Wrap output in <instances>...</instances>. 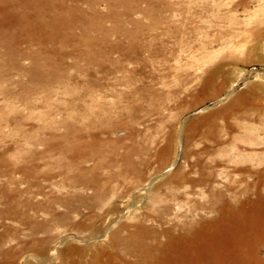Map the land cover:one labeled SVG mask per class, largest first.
I'll return each mask as SVG.
<instances>
[{
	"label": "bare ground",
	"instance_id": "obj_1",
	"mask_svg": "<svg viewBox=\"0 0 264 264\" xmlns=\"http://www.w3.org/2000/svg\"><path fill=\"white\" fill-rule=\"evenodd\" d=\"M233 1H106L109 11L106 16L110 20L118 21L120 15H127L128 23L144 38L134 37L131 47L135 44H141L145 49L155 44L156 47L148 58H141L137 73L128 71L125 84L130 89L114 93L113 101L106 102V112L101 110L93 114L87 110L82 123L86 127H78V121L68 119L61 121L67 125L65 133H50L49 139L40 138L43 142L58 140L46 147L54 149L61 158L49 162L54 164L53 168H58V173L48 170L42 173L37 161H27V165L22 166L30 186H35L37 193L45 194L44 200L26 203V210L36 211L33 214L14 205L0 208L3 216L19 223L0 230V264H20L22 254L27 251L36 252L30 255L43 263L48 261V264H207L209 256L219 255L221 244L214 241H219L223 235L228 234L232 239L253 224L248 231L261 237L258 232L264 231L261 227L264 225V170L258 176L259 181H247L258 172L254 166L245 163L257 160L262 164L264 149L257 151L248 147L246 150L242 144L264 146V117H249L252 121L258 119L230 127L229 130L237 132L230 133L228 140L222 138L215 125H207L202 136L210 139L209 144L198 147L194 127H198L199 118H191L184 125H179V119L187 106L197 105L200 101L192 83L203 80L201 88L212 84L219 77V69L207 67L205 71L201 68L199 73L170 64L172 66L167 68L169 73L173 72L172 84L161 90L143 78L135 77L139 72L144 76H156L155 71L146 70L148 64H156L155 57L177 60L174 51L165 55L166 46L190 51V43L208 25H220L230 14L235 15L239 5L247 9V0L235 4ZM96 4L92 0L81 3L77 0H0V65L17 68L18 60L23 58L31 62L29 69L24 68L29 79L44 82L54 75L64 76L58 65L65 64L68 52L48 45L60 43L63 47H79L85 42L91 47L102 43L104 38L100 39V33L92 30L96 35L90 36L87 32V25L94 26L96 19L102 18ZM131 12L144 17L133 20L129 15ZM158 26L165 29L162 35H148L147 32L153 29L148 28ZM78 27H83L82 31L76 32ZM207 40L209 45L212 44V38ZM206 42L199 47L206 46ZM22 43L29 47L24 48ZM33 45L37 48H31ZM99 52H90L87 60L99 63ZM199 60V63L205 62L203 55ZM205 73L207 75L203 76ZM123 97L130 102L123 104ZM142 102L150 109L152 117L147 116L139 127L132 117L140 114ZM177 148L182 158L186 162L190 159L192 165L183 164L170 176L156 177L176 157ZM91 158L94 162L90 164ZM222 163L231 166L228 172L215 169ZM206 167L215 169V173L211 174ZM33 169H36L34 173ZM231 172L239 175L242 182H237ZM222 174L226 175V180H222ZM38 178L47 182L40 183ZM147 182L148 193L138 197V200H146L143 206L128 212L112 229H105L108 213L120 211V204L114 202V198H129L136 187ZM236 184L244 186L239 188ZM46 185L57 187L61 192H46ZM218 187L227 188V191H219ZM210 188L211 195L208 194ZM193 191H198L196 193L203 200L186 197ZM136 199L137 196H133L129 201L134 203ZM38 212H45V216ZM258 225L260 228H256ZM105 230L109 241L119 245V251L109 256V262H106V243L94 242L97 241L94 237L106 236ZM68 231L81 232L89 238L76 235L66 238L64 247L51 256L48 244ZM74 237L81 239L80 243L72 242ZM28 256H23V264H30Z\"/></svg>",
	"mask_w": 264,
	"mask_h": 264
},
{
	"label": "rangeland",
	"instance_id": "obj_2",
	"mask_svg": "<svg viewBox=\"0 0 264 264\" xmlns=\"http://www.w3.org/2000/svg\"><path fill=\"white\" fill-rule=\"evenodd\" d=\"M77 1L81 3L84 0ZM92 1L97 2L96 7L102 18H97L94 26L87 25V32L91 36V34L96 35L94 32L97 31L100 33V39L103 36L104 41L102 43L99 42L98 46H91L92 48L86 45L85 42L79 47H63L60 43L58 45H48L49 48L57 46L54 49L60 50L62 48V51L68 52L64 59L65 64H57L58 69L64 73V76L62 74L54 77V75L51 77L53 79L50 78L44 82L34 78L29 79L28 71L24 68L27 67L29 69L31 62L23 58L18 60L19 67L17 68L9 67L5 64L0 65V208H5L6 205H14L22 208L28 214L36 212L32 209L26 210V203L28 201H42L45 194L37 193L38 189L33 185L30 186L28 177L22 171V166H26L27 161H37L40 162L38 169L42 173L44 170L58 173V168H53L54 164H49V162L61 160L54 149L46 148L48 144L58 143V140L43 142L40 138L49 139L50 133H55L56 135L65 133L67 125H63L62 122L64 120L68 121V119L69 121H78V127H86L82 123H84L83 116L87 110L93 114L101 110L106 112V102L113 101L115 98L114 93L117 94L119 91L130 89L125 84L129 76L128 73H137L136 70L141 66L139 64L141 58H148L151 50L156 47V44L151 45L147 49L141 44H135L131 47V40L134 37L139 39L141 35L134 31L133 25L128 23V16L122 14L118 21L110 20V17L106 16L109 14L107 0ZM227 1L231 2L232 0ZM239 2L240 0L233 1L234 4ZM167 13L169 15L170 12ZM205 14L203 13V15ZM129 15L136 21L142 20L141 18L144 17L137 12H131ZM206 24L209 23L207 22ZM82 29L83 27H78L75 31L80 32ZM149 29L152 30L147 32L148 35L150 33L162 35L165 32L162 26L151 27L147 30ZM92 30L95 31L92 32ZM134 32L136 34H133ZM206 38H212V44L209 45V41ZM141 39L144 38L142 37ZM205 42L206 46L199 47ZM190 45V51H182L179 48L173 49L169 45L166 46L165 55H171L172 51H174L175 55L178 56L177 60H167L163 56L155 57L154 61L156 64H148L146 70L155 71L157 75L154 77L149 74L144 76L139 72L135 77L137 79L143 78V81L161 90L167 88L168 84H172L173 72L169 73L167 68L168 65L172 66L170 64L199 73L203 68L206 71L207 67L219 69V77L215 81L213 80L212 84L201 88L203 80L197 84L192 83L195 86L193 91L198 90L200 101L197 105L187 106V109L183 111L179 119V125H184L191 118H199L198 127H194L197 133L195 142L199 145L198 147L209 144L210 139L202 136L204 135L203 130L207 125H215L219 129L222 138L228 140L231 134L237 132L236 130H229L230 127H237L240 123L250 124L258 119L255 118L252 121L249 117H264V0H247V9H242V6L239 5L235 15L230 14L220 25H208L203 32L197 34ZM22 46L24 48L29 47L25 43H22ZM32 47L37 48L36 45ZM148 50L149 52H147ZM96 51H100L97 53L98 55L100 54V62H89L87 60L89 53H96ZM202 55L205 62L199 63ZM57 63H59V59ZM206 75L207 73L203 76ZM138 84L136 87L139 86ZM218 87L221 90H216ZM121 102L126 104L130 102V99L123 97ZM147 116L151 118L152 112L142 102L140 114L132 117V119L141 127ZM202 117H204V120ZM260 121L263 120L260 119ZM24 134H28V136L31 134L33 137L29 138ZM242 147L246 150L248 147L257 151L264 149L263 145L249 146L242 144ZM49 150L52 151L50 152ZM184 159L179 150L176 157L168 162L156 177H161L162 175L170 176L174 171L180 169L183 164L192 165L190 159L187 162ZM89 161L90 164L94 162L92 158ZM245 164L254 166L258 172L253 176H249L247 181H259L258 176L262 175L261 170H264V161L262 164H258L257 160ZM229 167L231 166L222 163L215 169L222 168L225 172H228ZM193 169L198 170L195 167ZM206 169L210 170L211 174L215 173L213 172L215 169L211 167H206ZM35 170L33 169L32 172L34 173ZM193 174H195V171H193ZM231 174L234 178H237V182H242L239 175L232 172ZM221 178L226 180V175L222 174ZM37 181L43 184L47 182L43 178H38ZM236 185L239 188L244 186ZM53 188L54 186L46 185L44 191L59 190L57 187ZM226 189L218 187V190L222 192H226ZM148 190L149 184L147 182L142 186L136 187L130 193L129 198H114V202L118 205L120 204V211L113 214L109 212L108 218L106 215L105 229H112L113 226L121 223V218H124L128 215V212H132L136 207L140 209L146 200H138V197L147 194ZM199 190L203 191L204 189ZM211 191L212 189L210 188L209 195H211ZM60 192L59 190L56 193L59 194ZM196 192L198 191L187 193L186 197L203 200ZM133 196H137V199L134 203H131L129 200ZM252 198L256 199L255 195ZM187 205L189 206V204ZM37 214L45 216V212H38ZM14 224L18 225L19 223L0 213L1 231L3 227L7 225L13 226ZM251 226L253 224L245 227L242 232L239 231L232 239L228 234H225L219 241H214L221 244V251L218 253L219 255L209 256L206 260L207 264H264V231L258 232L259 234L261 233V237H259L257 233L248 231ZM261 227L264 228V225ZM256 228H260L259 225ZM105 233L107 237L98 235L94 237L97 240L94 242H103L104 245L106 243V262H109V256L114 251H119V245L111 243L106 230ZM75 235L79 238H82V236L86 237L81 232L73 231L61 234L48 244L51 256L64 247L66 238H72ZM79 238L74 237L72 242L80 243L79 240L81 239ZM30 253L36 252H24L20 258V264L24 263L25 259L23 256L25 254L26 256L29 255L28 261L30 264L49 263L48 261L46 263L39 261L35 255L31 256ZM32 260H34V263Z\"/></svg>",
	"mask_w": 264,
	"mask_h": 264
}]
</instances>
